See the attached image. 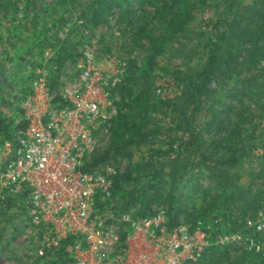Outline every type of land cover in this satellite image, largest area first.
Instances as JSON below:
<instances>
[{"label":"built area","instance_id":"built-area-1","mask_svg":"<svg viewBox=\"0 0 264 264\" xmlns=\"http://www.w3.org/2000/svg\"><path fill=\"white\" fill-rule=\"evenodd\" d=\"M94 61L87 52L74 73L50 61L12 94L19 119L3 147L0 209L10 211L13 227L1 248L45 264H199L212 250L253 254L264 264L263 212L236 232L218 234L205 220L173 224L163 204L144 213L138 205L123 208L116 171L86 169L109 143L125 80Z\"/></svg>","mask_w":264,"mask_h":264},{"label":"trees","instance_id":"trees-1","mask_svg":"<svg viewBox=\"0 0 264 264\" xmlns=\"http://www.w3.org/2000/svg\"><path fill=\"white\" fill-rule=\"evenodd\" d=\"M75 1L79 0H73V3ZM168 1L172 3L170 11L167 10L168 2H164V8H158L150 20L162 21L167 36L157 39L155 34L148 35L153 42L162 43L168 36L180 33L181 28L196 18L193 14L196 7L207 2ZM232 1L223 0L220 17L216 20L211 17L208 21L211 37L203 47L206 50L201 52L202 56L196 62L186 63L184 70L173 73L178 86L174 98L156 96L152 71L157 52L151 55L146 69L140 74L143 82L139 93L134 90L135 82L127 78L119 88L120 109L112 121L108 149L96 153L86 169L104 166L110 160L117 163L121 157L130 159L132 166L127 171L113 175L114 191L123 208L139 203H144L147 208L163 204L168 207L172 223L176 224L178 209L184 203L195 204L202 200L203 205L198 209L202 219L217 218L227 203L233 208L224 215H227L230 231L235 232L244 225L245 216L255 218L262 207L264 189L256 188L253 183L264 176V169L252 172L250 183L244 185L243 174L235 168L264 144V123L254 122V106L261 112L264 110L261 103L264 78L258 67L259 60L264 58V0H255L249 7L253 15L249 26L243 25L242 19L235 21L234 17H229L227 11L233 5ZM28 3L35 6L33 0ZM84 4L83 20L77 33H91L93 28L106 22L107 13L114 6L121 9L127 0H85ZM127 13L122 12L121 19ZM131 14L136 23H150L142 20L144 13ZM143 28L138 26L134 39L142 36ZM58 61L62 66L65 58ZM213 83H217L216 87ZM227 97L232 99L229 111L223 110L219 123H212L218 113L217 104ZM207 102H211V106H206ZM204 106L209 108L211 115L200 114ZM161 107L165 110L159 115ZM162 114L164 117L159 118ZM210 130L216 131L212 137L207 136ZM143 147L147 148L149 158L135 159ZM198 191L202 195L196 199ZM221 196H225L224 199L221 200ZM235 205L240 212L237 215L233 213ZM211 253L212 257L206 254L199 264H263L260 257L249 253L235 257L225 251L212 250ZM54 264H59V260Z\"/></svg>","mask_w":264,"mask_h":264},{"label":"rangeland","instance_id":"rangeland-1","mask_svg":"<svg viewBox=\"0 0 264 264\" xmlns=\"http://www.w3.org/2000/svg\"><path fill=\"white\" fill-rule=\"evenodd\" d=\"M28 1L0 0V166L4 160L3 147L7 141L12 139L19 119L17 110L14 108L12 94L16 88H23L27 85L37 69L44 67L49 69V62L55 60V63L52 64L57 67L56 70L68 63L67 67L74 73L84 65L86 53L92 52L97 68L113 75L124 74V78L129 79L130 82H135L134 90L139 93L143 82L140 74L146 69L151 55L157 52L156 65L152 71L155 76L156 96L162 97V99L174 98L178 93V86L173 73L179 69L184 70L186 63L190 60L196 62L197 58L202 56L203 53L201 52L206 50L203 47L211 37L208 21L211 17L215 20L219 18L224 8L222 6L223 0H207L206 3L196 7L197 10L193 13L196 18L191 20L188 26L181 28L180 33L178 31L159 43L158 40L151 41L148 35L155 34L157 39L167 36V32L164 30L166 27L160 20H150L155 16L158 8H164V2H168L167 10L170 11L169 8L172 3L168 0H127V4H124L121 9L114 6L107 13L106 22L93 28L91 33L87 31L86 33H77L78 25H81L83 20L82 11L85 0L74 3L73 0H33L35 6L29 4ZM254 1L233 0V5L228 8L227 14L229 17H234L235 21L242 19V24L249 26L253 18L249 7L254 4ZM125 11L128 13L125 14L124 19H121V14ZM133 12L134 14L144 13L145 16L142 20L150 21V23L147 25L136 23V19L133 20L131 14ZM138 26L144 27L143 34L134 39V33ZM48 53L53 54L50 59ZM63 57L65 62L61 66L58 59ZM259 61L258 67L263 72L264 78V58ZM216 85L217 83H213V86L216 87ZM149 101L151 103V100ZM155 101L159 103L158 100ZM231 103L232 99L227 97L217 104L218 113L212 123H219V118L223 115L222 111L226 110L227 113ZM261 103L264 104V98ZM206 106H211V102H207ZM254 107L256 113L254 122L264 123L262 117L264 110L261 112L256 106ZM208 109L204 106L200 114L211 115ZM164 110L165 107H161L158 112L159 115ZM163 117L162 114L159 118ZM207 132H211V130ZM215 133L216 131L207 133V136L212 137ZM8 136L11 138L9 139ZM110 141L111 134L108 145L105 143L104 149L101 147L99 154H101L100 152L104 153L106 148L108 149ZM143 157L149 158L146 147H143L141 153H137L135 159L141 160ZM130 163V159L121 157L119 162H107L103 168L106 173H108L109 168L122 173L132 166ZM235 169L243 174L242 184L250 183V174L264 169V144H260L252 153V157L241 161ZM202 179L209 184L207 179ZM254 185L256 188L264 189V176L255 179ZM126 186L130 188L129 183ZM195 194L197 199L201 197L202 192L198 191ZM224 197L221 196L220 199L222 200ZM261 200L262 207L257 211V216L252 219L245 216L244 225L237 231L249 228L258 221L259 214L264 213V195ZM202 205V200L195 204L191 201L182 204L178 209V222L183 220L185 223L193 224L198 220L211 221L218 234L230 231V223H227V215L224 214H228L229 208L231 211L233 205L228 207V204L224 203L223 208L226 209L221 211V215H218L217 218L211 219L200 217L198 209ZM138 206H140V211L145 212L151 208V205L147 208L144 203H139ZM9 213V210L2 211L0 209V264H45L42 261L32 259L24 250H9V245L5 249L1 248L3 233L7 227H13L12 215ZM233 213L236 215L240 213L237 205H235ZM10 230L9 227L8 234L11 233ZM15 237V235L12 236L11 240H14ZM229 255L231 257L236 256V254Z\"/></svg>","mask_w":264,"mask_h":264}]
</instances>
